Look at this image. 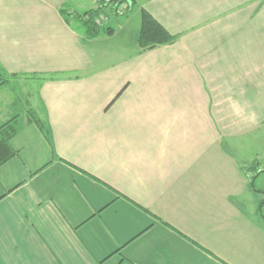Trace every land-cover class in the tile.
Here are the masks:
<instances>
[{
  "label": "crops",
  "instance_id": "0c3cea01",
  "mask_svg": "<svg viewBox=\"0 0 264 264\" xmlns=\"http://www.w3.org/2000/svg\"><path fill=\"white\" fill-rule=\"evenodd\" d=\"M90 1L0 0V264H264V0Z\"/></svg>",
  "mask_w": 264,
  "mask_h": 264
},
{
  "label": "trees",
  "instance_id": "16d2710c",
  "mask_svg": "<svg viewBox=\"0 0 264 264\" xmlns=\"http://www.w3.org/2000/svg\"><path fill=\"white\" fill-rule=\"evenodd\" d=\"M140 0H124L122 3L119 0H98L99 6L95 9H91L83 14L69 12L67 9H61L62 15L70 23L71 19L77 20L83 25L85 34L88 37H96L101 32L109 33L110 28L100 27L96 20L102 14L110 13L117 15L120 7L124 5L127 9H131L137 5ZM64 8V7H63ZM177 40L176 36L171 35L155 18L151 16L146 10H141V27L137 36V43L142 50L154 48L158 45L172 44ZM48 79H55L53 75H48ZM40 125V124H39ZM44 128V126H40ZM15 129L12 132H8V137H12L15 133ZM17 132V131H16Z\"/></svg>",
  "mask_w": 264,
  "mask_h": 264
},
{
  "label": "rangeland",
  "instance_id": "374dc122",
  "mask_svg": "<svg viewBox=\"0 0 264 264\" xmlns=\"http://www.w3.org/2000/svg\"><path fill=\"white\" fill-rule=\"evenodd\" d=\"M141 1L142 0H140L138 3H137V5L135 6V8H131V10L132 11H130V13H129V15L131 16V15H137L138 14V16L140 17V12H139V8H140V5H141ZM92 7V5H91V1H90V3L88 2L87 4H86V6L84 7V11L85 10H89V8H91ZM120 9H121V11L123 10L124 11V13L126 12V7L124 6V5H122L121 7H120ZM107 13V12H106ZM102 15H104V16H107L108 14H102ZM119 17H121V16H119ZM133 17V16H132ZM71 22H72V24L75 26V27H78V28H80V29H83V25L81 24V23H79L77 20H74V18H72L71 19ZM34 89L35 88V86H33V87H31V89ZM252 143L253 144H256V145H258V140H254V141H252ZM256 152V151H255ZM250 153H252V152H250ZM255 154V153H254ZM245 156H248L249 158H251V157H253V156H251V155H249V154H246ZM257 184L258 185H260V183H258L257 182Z\"/></svg>",
  "mask_w": 264,
  "mask_h": 264
},
{
  "label": "built area",
  "instance_id": "2783aa9c",
  "mask_svg": "<svg viewBox=\"0 0 264 264\" xmlns=\"http://www.w3.org/2000/svg\"><path fill=\"white\" fill-rule=\"evenodd\" d=\"M118 15L122 16L124 15V11L121 9L118 10ZM107 20H108V17L107 16H104V15H100L99 18L96 20L97 24L100 26V27H105L106 23H107Z\"/></svg>",
  "mask_w": 264,
  "mask_h": 264
},
{
  "label": "water",
  "instance_id": "95a60500",
  "mask_svg": "<svg viewBox=\"0 0 264 264\" xmlns=\"http://www.w3.org/2000/svg\"><path fill=\"white\" fill-rule=\"evenodd\" d=\"M124 0H119L120 3H122Z\"/></svg>",
  "mask_w": 264,
  "mask_h": 264
}]
</instances>
